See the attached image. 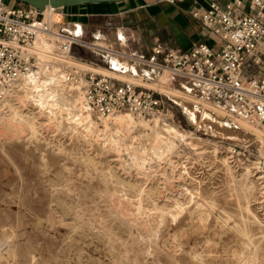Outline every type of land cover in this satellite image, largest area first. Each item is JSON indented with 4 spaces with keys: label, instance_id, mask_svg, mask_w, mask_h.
Instances as JSON below:
<instances>
[{
    "label": "rangeland",
    "instance_id": "rangeland-1",
    "mask_svg": "<svg viewBox=\"0 0 264 264\" xmlns=\"http://www.w3.org/2000/svg\"><path fill=\"white\" fill-rule=\"evenodd\" d=\"M9 1L19 5V2ZM61 17L53 15L51 21H59ZM50 26L54 32L61 27ZM63 28L71 31L68 25ZM75 28L72 33L78 31V27ZM78 35L82 43L73 46L69 54L62 50V41L56 35H48L51 52L61 60L40 61L33 55L38 70L41 62L49 65V70L54 67L62 71L66 77L77 76L76 84L81 86L83 94L90 75L109 76L149 88L163 100L161 112L151 119L132 116L136 121H147L150 126L156 122L163 135L171 137L177 150L166 148L157 154L143 127L131 132L133 139L114 141L121 135L104 130L103 118L90 110L92 124H75L70 118L78 109L70 106L69 98L73 93L68 88L71 83H67L65 100L57 98L59 105L54 108V115L47 111L45 115L40 114L37 133L25 130L15 134L16 137L0 138V238L4 230L13 233L12 248L16 244L18 252L14 261L0 259V264H33L28 255L31 245L34 264H237V259L252 248L242 235L245 229L257 249L253 264H264V172L258 164L263 159L260 155L264 151V124L250 121L260 130V135L245 130L239 122L243 116L224 104L205 99L193 83L167 73L141 79L143 68L136 60L140 53L126 31L94 28L90 32L82 30ZM150 51L146 50V55ZM128 55L134 57L130 58L132 61ZM112 56L123 59L119 67H114ZM69 59L96 71L87 72L78 67L79 70L76 65L65 62ZM121 68L130 72L121 73ZM101 69L113 75L104 74ZM28 107L39 111L30 103ZM167 126L189 139L182 140L173 132L169 134L165 131ZM134 150L139 155L137 162ZM246 164L250 169L248 175L245 174ZM111 169L118 173L117 179L109 178ZM141 186L146 188L147 198L141 202L145 208L142 214L137 210L139 191L135 190ZM112 198L115 202L124 201L122 206H116ZM154 204L164 208V212L154 210ZM123 213L128 215L123 216ZM223 225L226 228H222ZM7 245H2L3 253Z\"/></svg>",
    "mask_w": 264,
    "mask_h": 264
},
{
    "label": "built area",
    "instance_id": "built-area-1",
    "mask_svg": "<svg viewBox=\"0 0 264 264\" xmlns=\"http://www.w3.org/2000/svg\"><path fill=\"white\" fill-rule=\"evenodd\" d=\"M59 10L41 11L0 0V98L7 96L22 78L38 77L37 62L27 47L38 31H52L50 25L55 23L51 16L60 15ZM194 15L200 16L202 26L217 39L215 45L200 43L184 52L158 40L149 54L140 53L136 59L143 68L141 79L155 78L167 69L173 77L196 85L205 99L232 108L252 123H264L260 115V104L264 102V0H211ZM54 34L62 41L66 54L82 43L79 35L62 27ZM120 71L130 72L124 68ZM67 80L79 81L77 76ZM84 104L102 118L129 113L151 119L163 108V100L149 88L104 75L88 76ZM260 157L263 159L258 164L264 172V151Z\"/></svg>",
    "mask_w": 264,
    "mask_h": 264
},
{
    "label": "bare ground",
    "instance_id": "bare-ground-1",
    "mask_svg": "<svg viewBox=\"0 0 264 264\" xmlns=\"http://www.w3.org/2000/svg\"><path fill=\"white\" fill-rule=\"evenodd\" d=\"M48 9H50V7H48ZM55 18H57V17H55ZM54 20V19H53ZM76 27V26H75ZM74 26H70L69 25V28L71 29V31H73V32H75L76 31V29L77 28H75ZM53 36V35H55L54 34V32H45V31H38V33H37V35H36V37H35V39H34V43L32 44V47H30V46H28L27 47V51H28V53H29V55H36L37 56V58H38V60H43V59H51V60H54V61H60L61 60V58H59V57H57V56H55L52 52H51V48H52V46H51V43H50V41L48 40V38H47V36ZM128 58H129V60L131 61V59L130 58H132L133 56L132 55H128L127 56ZM65 59V58H64ZM40 61H38V62H40ZM50 61V60H49ZM122 61H123V59L120 57V56H112V62H113V64H114V67H119L121 64H122ZM44 62V61H43ZM65 62L69 65V64H74V65H76L77 66V68L79 67L81 70H83V71H96V69H94V68H91V67H89L88 65H86V64H81V63H77V62H75L74 60H72V59H69V60H65ZM126 62V61H125ZM50 64V63H49ZM53 64H55V62H53ZM54 66V65H53ZM75 66V67H76ZM50 66L49 65H46V63H41L40 62V64H39V70H38V77L37 78H35V79H32L31 77H24V78H22L21 80H19L18 82H16L15 84H13V86L11 87V89H10V91H9V93L7 94V96H5V97H3V98H0V138H9L10 136H12V135H15V134H19V133H21V132H23V131H25V130H29V131H31V132H36L35 130H36V128H38L37 126H39L40 125V121H39V117H40V114H42V112H48V113H52V115H54L53 114V110H54V108L57 106V105H59L58 104V99L57 98H62L63 100H65V95H64V93H65V91H66V89H67V87L68 86H65L67 83L68 84H70L71 83V86L70 87H68L69 89H70V92H72L73 94H72V97L71 98H69L70 100H71V102H70V106H72V108L74 107V108H77L78 109V111H77V113L76 114H72L73 116L70 118V119H72V121L73 122H75V124H79V123H83V122H87V123H90V124H92L93 122H92V116L93 115H91V112L85 107V105H84V94H83V92H82V88H81V86L80 85H78V84H76L75 82H69L68 80H67V77H66V75L65 74H63V72L62 71H60V70H58V69H56V68H54V67H52V70H49L50 68H49ZM58 67V66H57ZM78 68V69H79ZM79 69V70H80ZM102 70V69H101ZM102 72L104 73V74H107V75H110V76H112L113 75V72H110L109 70H106V69H104V70H102ZM163 73H167V74H169L170 75V77H171V74H170V72L166 69V70H164L163 71ZM67 84V85H68ZM76 84V85H75ZM68 90V89H67ZM192 90V89H191ZM67 92V91H66ZM173 92V91H172ZM68 94H70V93H68ZM173 94H175V95H179V93L178 92H174ZM187 94H188V92H187ZM68 101V100H67ZM29 103L32 105V106H35L36 107V109H39V111L38 112H35L33 109L31 110L29 107H28V105H29ZM60 103V102H59ZM63 103V102H62ZM64 105V104H63ZM58 107V106H57ZM260 115L262 116V117H264V102L263 101H261V104H260ZM34 108V107H33ZM69 110H71V109H69ZM75 110V109H74ZM57 111H58V109H57ZM45 112H44V115H45ZM73 112V111H72ZM55 113H57V112H55ZM58 114V113H57ZM47 115V114H46ZM241 116V115H240ZM49 117V116H48ZM56 117V116H55ZM67 117V116H66ZM46 118H47V116H46ZM51 118H52V116H51ZM51 118H50V120H51ZM57 118V117H56ZM61 118H62V116H61ZM73 118H75L74 120H73ZM42 119V118H41ZM46 120V119H45ZM53 120L55 121L56 119H54L53 118ZM49 120H47V122H48ZM101 121H102V123H103V129L104 130H108V131H115L116 133H119L121 136H119V138L118 139H115L114 141H123L124 142V139H126V138H131V139H133V138H135V136L133 135V134H131V132L135 129V128H138V127H143V128H145L144 130H146V137L150 140V142H151V145H152V149L154 150V151H158V153L157 154H159V150H161V149H172V148H174V150L176 149L175 147H174V142H173V140L171 139V137H168V136H165V135H163V133L159 130V126L156 124V122H155V125L154 126H150V124L147 122V121H145V120H143V119H141V120H139V121H136L135 120V118L132 116V114H129V113H126V114H115V115H112V116H110L109 118L107 117L106 119H101ZM50 122V121H49ZM56 122H58V121H56ZM60 122V121H59ZM239 122H240V124L242 125V128H244L245 130H247V131H254L256 134H259L260 135V130H257V129H255L254 128V126L250 123V121L249 120H247V119H245L244 117H242L241 119H239ZM87 123H86V125H87ZM257 124H264L263 122H261V121H257L256 122ZM48 124V123H47ZM50 124H52V123H50ZM53 124H54V122H53ZM90 124H89V126H90ZM44 125V124H43ZM83 125H85V124H83ZM60 126V125H59ZM69 126V125H68ZM72 126H74V125H72ZM79 126V125H78ZM92 126V125H91ZM65 127V126H64ZM75 127V126H74ZM74 127H73V129H74ZM88 127V126H87ZM168 127V126H167ZM46 128H47V126H46ZM45 128V129H46ZM81 128V127H80ZM91 128V127H90ZM93 128V127H92ZM260 128V127H259ZM258 128V129H259ZM161 129V128H160ZM262 129V128H261ZM91 130V129H90ZM224 130V129H223ZM28 131V132H29ZM78 131V130H77ZM98 131V130H97ZM165 131L166 132H168L169 134H171V132H173V134L175 133V135H178L180 138H182V140L184 139V140H186V139H189L188 137H185L184 135H181L180 133H178L175 129H173V128H171V127H168V128H165ZM47 132V131H46ZM79 132V131H78ZM82 132V131H81ZM94 132V131H93ZM92 131H91V133H93ZM37 133V132H36ZM50 133V132H49ZM83 134H84V131L82 132ZM91 133H90V135H91ZM101 133V132H100ZM99 132H98V134H100ZM104 133V132H103ZM186 133V132H185ZM248 133V132H247ZM29 134V133H28ZM74 134V133H73ZM86 134H88L87 132H86ZM95 134H96V132H95ZM118 134V135H119ZM180 134V135H179ZM252 134V133H251ZM38 135V134H37ZM45 135V134H44ZM48 135V134H47ZM77 135V134H76ZM36 136V135H35ZM83 136V135H82ZM84 136H86V135H84ZM103 136H104V134H103ZM113 136V135H112ZM15 137H16V135H15ZM40 137V136H39ZM47 137V136H46ZM76 137V136H75ZM80 137H81V135H80ZM87 137V136H86ZM91 137V136H90ZM96 137H98V135L96 136ZM116 137H117V135H116ZM140 137H142V136H139L138 138H140ZM175 137V136H174ZM189 137H190V135H189ZM193 137V136H192ZM20 138V137H19ZM28 138V137H27ZM92 138V137H91ZM95 138V137H94ZM108 138V137H107ZM32 139H33V137H32ZM35 139V138H34ZM57 139V138H56ZM76 139V138H75ZM81 139V138H80ZM86 140H87V138H85ZM112 139V138H111ZM22 140H23V138H22ZM88 140H89V138H88ZM108 140V139H107ZM109 140H110V138H109ZM175 140V139H174ZM5 141V140H4ZM12 141H14V140H12ZM16 141V140H15ZM38 141V140H37ZM82 141V140H81ZM94 141H95V139H94ZM111 141V140H110ZM112 141H113V139H112ZM134 141V140H133ZM58 142V141H57ZM86 142V141H85ZM149 142V143H150ZM182 142V141H181ZM49 143V142H48ZM92 143V142H91ZM95 143V142H94ZM100 143V142H99ZM102 143H104V142H102ZM108 143V142H107ZM133 143V142H132ZM47 144V143H46ZM80 144V143H79ZM93 144V143H92ZM113 144V143H112ZM114 144H116V143H114ZM124 144V143H123ZM183 144V143H182ZM81 145V144H80ZM134 145V144H133ZM150 145V144H149ZM150 145V146H151ZM192 145V144H191ZM82 146H84V145H82ZM86 146V145H85ZM118 147H119V144H118ZM121 147V146H120ZM176 147H179V146H176ZM27 148V147H26ZM75 148H76V146H75ZM117 148V147H116ZM129 148V147H128ZM128 148H127V151H128ZM132 148V147H131ZM91 149V148H90ZM97 149V148H96ZM100 149V148H99ZM145 149H146V147H145ZM26 150V149H25ZM85 150H86V148H85ZM131 150V149H130ZM136 150V149H135ZM134 150V154H133V156H134V160H135V162H137L138 161V158H139V155L136 153V151ZM168 150H166V151H168ZM173 150V151H174ZM177 150V149H176ZM76 151V150H75ZM113 151V150H112ZM165 151V154L167 153ZM91 152V151H90ZM130 152V151H129ZM128 152V153H129ZM169 152V151H168ZM219 151H217V150H215V153H218ZM164 153V152H163ZM170 153V152H169ZM177 153V152H176ZM87 154H89V153H87ZM156 154V153H155ZM174 154H175V152H174ZM173 154V155H174ZM44 155V154H43ZM95 155V154H94ZM163 155V154H162ZM172 155V156H173ZM225 155V154H224ZM164 156V155H163ZM220 156V155H219ZM232 156V155H231ZM236 156V155H235ZM130 157V156H129ZM132 157V156H131ZM233 157V156H232ZM89 158V157H88ZM106 158V157H105ZM133 158V157H132ZM92 159H94V158H92ZM171 159V158H170ZM87 160V159H86ZM98 160V159H97ZM144 160V159H143ZM225 160V159H224ZM236 160V159H235ZM234 160V161H235ZM84 161V160H83ZM91 161V160H90ZM145 162H146V160H145ZM144 161H143V164L145 163ZM229 162V161H228ZM75 163V162H74ZM77 163V162H76ZM101 163V162H100ZM112 163V162H111ZM133 163V162H132ZM232 163V162H231ZM243 162H241V165L243 166V164H242ZM95 164V163H94ZM96 164H97V162H96ZM112 165V164H111ZM134 165V164H133ZM137 165V164H136ZM141 165V164H140ZM250 165V164H249ZM89 166H90V164H89ZM241 166V167H242ZM253 166V165H252ZM254 166H255V164H254ZM115 167V166H114ZM143 167L144 166H142V169H143ZM245 168V174L246 175H248L249 173H250V169L247 167V164H246V167H244ZM43 169V168H42ZM65 170H67V169H65ZM252 170V169H251ZM89 171V170H88ZM96 171V170H95ZM107 173V172H106ZM108 173H109V178L111 179V180H113V179H117L116 177H118V176H116L118 173L117 172H114V171H112V169L111 170H109L108 171ZM116 173V174H115ZM238 173H239V171H238ZM46 175V174H45ZM238 175V174H237ZM243 176V175H242ZM247 177V176H246ZM256 177V176H255ZM241 178V177H240ZM245 179V178H244ZM92 180V179H91ZM120 180H122V179H120ZM119 180V182H121ZM165 180V179H164ZM239 180V179H238ZM116 181V180H115ZM123 181V180H122ZM107 182V181H106ZM105 182V183H106ZM118 182V181H117ZM245 182V181H244ZM114 184V183H113ZM127 184V183H126ZM125 184V185H126ZM151 184V183H150ZM69 185H70V183H69ZM122 185H123V183H122ZM133 185V184H132ZM153 185V184H152ZM263 185V184H262ZM113 186V185H112ZM128 186V185H127ZM151 186V185H150ZM114 187V186H113ZM123 187V186H122ZM125 187V186H124ZM159 187V186H158ZM260 187H261V185H260ZM130 188V187H129ZM176 188V187H175ZM134 189V188H133ZM149 189H150V187H149ZM174 189V188H173ZM172 189V190H173ZM244 189H246V188H244ZM260 189H262V188H260ZM135 190H138L139 191V194H137V198H138V201H139V207H137L138 209V212L140 213V214H142V213H144L143 211H144V206L141 204V202H142V200H143V198H146V188L145 187H142L141 186V188H135ZM151 190H152V188H151ZM156 190V189H155ZM176 190V189H175ZM243 190V189H242ZM34 191V190H33ZM86 191H87V189H86ZM130 191V190H129ZM150 191V190H149ZM35 192V191H34ZM63 192V191H62ZM135 192V191H134ZM154 192V191H153ZM172 192V191H171ZM175 192V191H174ZM261 192H263V191H261ZM17 193V192H16ZM158 194L159 193H157V196H158ZM179 194V193H178ZM9 195V194H8ZM59 195H60V193H59ZM165 195V194H164ZM244 195H245V193H244ZM247 195V194H246ZM245 195V196H246ZM56 196V195H55ZM115 196V195H114ZM147 196H149V194L147 195ZM153 196H155L154 194H153ZM162 196V194L160 195V197ZM176 196H177V194H176ZM63 197H64V195H63ZM159 197V196H158ZM165 197V196H164ZM35 198V197H34ZM56 198V197H55ZM118 198L119 197H117V200H118ZM150 198H151V196H150ZM154 198V197H153ZM162 198V197H161ZM160 198V199H161ZM181 198V197H180ZM246 198V197H245ZM26 199V198H25ZM113 199V201L115 202V198H112ZM147 199V198H146ZM30 200V199H29ZM59 201H60V199H58ZM123 200V199H122ZM136 200V199H135ZM145 200V199H144ZM179 201H180V199H178ZM246 200V199H245ZM66 201V200H65ZM69 201V200H68ZM112 201V200H111ZM147 201H149V199L147 200ZM146 201V202H147ZM176 201V200H175ZM186 201V200H185ZM57 202V201H56ZM122 202H124V201H116L115 203H116V206H119V207H121L122 206ZM136 202H137V200H136ZM39 203V202H38ZM160 203V202H159ZM177 203V202H176ZM180 203V202H179ZM192 203V202H191ZM9 204V203H8ZM21 204H23V203H21ZM21 204H19V205H21ZM27 204V203H26ZM41 204V203H40ZM64 204L65 203H63V206H64ZM74 204V203H73ZM126 204V203H125ZM69 205V204H68ZM112 205H114L113 203H112ZM136 205V204H135ZM181 205V204H180ZM190 205V204H189ZM199 205V204H198ZM248 205V204H247ZM25 206V205H24ZM71 206V205H70ZM116 206H114V207H116ZM126 206V205H125ZM20 207V206H19ZM62 207V206H61ZM64 207H66V206H64ZM154 208V210H157V211H159V212H164V208H160V207H158L156 204H154V206H153ZM73 208V207H72ZM71 208V209H72ZM77 208V207H76ZM200 208V207H199ZM214 208V207H213ZM246 208V207H245ZM9 209V208H8ZM53 209V207L51 208V210ZM62 209V208H61ZM78 209V208H77ZM118 209V208H117ZM204 209V208H203ZM202 209V210H203ZM63 210H64V208H63ZM67 210V209H66ZM121 210V209H120ZM134 210V209H133ZM247 210V209H246ZM54 211H55V209H54ZM117 211V210H116ZM115 211V212H116ZM121 211H123V209L121 210ZM126 211V210H125ZM135 211V210H134ZM66 212H68L69 213V210L68 211H66ZM74 212V211H73ZM77 212V211H76ZM114 212V211H113ZM114 212V213H115ZM124 212V211H123ZM127 212V211H126ZM129 212V211H128ZM127 212V213H128ZM122 213V212H121ZM125 213V212H124ZM122 214L123 216H126V215H128L127 213L126 214ZM130 213H131V211H130ZM153 213V212H152ZM198 213V212H197ZM19 214V213H18ZM56 214V213H55ZM74 214H75V212H74ZM80 214V213H79ZM115 214H120V213H115ZM196 214V213H195ZM203 214V213H202ZM206 214V213H205ZM38 215V214H37ZM64 215H65V213H64ZM71 215V214H70ZM76 215V214H75ZM156 215V214H155ZM199 215V214H198ZM204 215V214H203ZM21 216V215H20ZM79 216V215H78ZM116 216H118V215H116ZM115 216V217H116ZM129 216H130V214H129ZM129 216H127V217H129ZM194 216V215H193ZM18 217V216H17ZM77 217V216H76ZM121 217V216H120ZM135 217V216H134ZM134 217H132V219L134 218ZM139 217V216H138ZM143 217V216H142ZM149 217V216H148ZM151 217H153V219H154V216H151ZM157 217V216H156ZM150 218V217H149ZM152 219V220H153ZM157 219V218H156ZM201 219V218H200ZM200 219H199V222H200ZM18 220V219H17ZM125 220H127V219H125ZM147 220V219H146ZM207 220V219H206ZM231 220V219H230ZM19 221V220H18ZM17 221V222H18ZM37 221L39 222V220L37 219ZM118 221V220H117ZM190 221V220H189ZM198 221V220H197ZM216 221H218V220H216ZM16 222V223H17ZM23 222V221H22ZM125 222V221H124ZM136 222V221H135ZM19 223H20V221H19ZM126 223H128V222H126ZM144 223V222H143ZM152 223V222H151ZM201 223V222H200ZM199 223V224H200ZM228 223V222H227ZM21 224V223H20ZM131 224H132V222H131ZM141 223H139V225H140ZM156 224V223H155ZM202 224V223H201ZM200 224V225H201ZM129 225H130V223H129ZM137 225V224H136ZM146 225V224H145ZM227 225V224H226ZM6 226V225H5ZM18 226V225H17ZM22 226V225H21ZM35 226V225H34ZM142 226V225H141ZM217 226V225H216ZM10 228H11V225L9 226ZM24 227V226H23ZM38 227V226H37ZM126 227H128L127 225H126ZM130 227V226H129ZM140 227V226H139ZM146 227V226H145ZM148 227H149V225H148ZM221 227V226H220ZM22 228V227H21ZM158 228V227H157ZM222 228H226V227H224V225H223V227ZM9 229V228H8ZM136 229V228H135ZM152 229V228H151ZM150 229V230H151ZM24 230V229H23ZM144 230V229H143ZM149 230V229H148ZM153 230V229H152ZM221 230V229H220ZM5 231V230H4ZM3 231V235H2V237L0 238V259H5V260H7V262L9 261V259H11L12 261H14L15 260V258H16V256H17V254H18V252L15 250V246H16V244H15V246H13L14 247V249L12 248V245H13V243H12V241L11 240H13L14 239V235H13V233H7V232H4ZM13 231V230H12ZM15 231V230H14ZM141 231V230H140ZM147 232V231H146ZM17 235V234H16ZM153 235V234H152ZM242 235L245 237V239H246V241L248 242V245L250 246H252V248L250 249V251H246L247 253L243 256V254H242V257H240V258H238L237 259V264H253L255 261H256V259H257V249H256V245H255V242H254V240L252 239V237H251V235H250V233L248 232V230H244V231H242ZM24 236V235H23ZM148 236V235H147ZM150 236H151V234H150ZM27 238V237H26ZM148 238V237H147ZM151 238V237H150ZM157 238V237H156ZM176 238V237H175ZM24 239V238H23ZM146 240V239H145ZM148 240V239H147ZM146 240V241H147ZM14 241H15V239H14ZM22 241V240H21ZM144 241V240H143ZM18 242V241H17ZM151 242V241H150ZM153 242V241H152ZM179 242V241H178ZM22 243V242H21ZM29 243V242H28ZM3 244H8L7 245V248L5 249L6 250V252L5 253H3L4 252V250L2 251L1 249V247H2V245ZM31 244V243H30ZM30 244H29V246H30ZM32 246V245H31ZM31 246L28 248V255H29V257H30V262L31 263H33L34 264V256H33V249L31 248ZM243 246V245H242ZM248 246V247H249ZM247 247V248H248ZM173 248H174V246H173ZM241 248H243V247H241ZM26 249V248H25ZM183 249V248H182ZM174 250V249H173ZM243 250H245V249H243ZM25 251V250H24ZM241 251V250H240ZM196 252H197V250H196ZM37 253V252H36ZM129 253V252H128ZM193 253H194V251H193ZM242 253H243V251H242ZM35 254V253H34ZM133 254V253H132ZM232 254V253H231ZM234 254V253H233ZM235 254H236V252H235ZM238 254V253H237ZM27 255V256H28ZM129 255V254H128ZM136 255V254H135ZM196 255H198V253H196ZM206 255V254H205ZM240 255V254H239ZM239 255H236V256H238L239 257ZM19 256H20V253H19ZM18 256V257H19ZM17 257V258H18ZM21 257V256H20ZM196 256H194V258H195ZM205 257V256H204ZM24 258V257H23ZM37 258V257H36ZM41 258V257H40ZM233 258V257H232ZM27 259V258H26ZM129 259V258H128ZM192 259H193V257H192ZM194 260V259H193ZM196 260V259H195ZM194 260V261H195ZM260 260H261V258H260ZM19 261V260H18ZM27 261H29V260H27ZM234 261V260H233ZM2 262V261H1ZM16 262H17V260H16ZM4 263V262H3ZM18 263H21L20 261L18 262ZM7 264V263H6ZM15 264V263H14ZM30 264V263H29ZM199 264H201V263H199ZM231 264H234V263H231Z\"/></svg>",
    "mask_w": 264,
    "mask_h": 264
},
{
    "label": "crops",
    "instance_id": "crops-1",
    "mask_svg": "<svg viewBox=\"0 0 264 264\" xmlns=\"http://www.w3.org/2000/svg\"><path fill=\"white\" fill-rule=\"evenodd\" d=\"M211 0H175L174 3H155L154 0H128L111 3L87 4L60 9L59 21L63 25L82 30L118 29L126 31L139 53L151 50L158 40L188 52L200 43L214 46L217 39L205 29L200 16ZM226 1V0H220Z\"/></svg>",
    "mask_w": 264,
    "mask_h": 264
},
{
    "label": "water",
    "instance_id": "water-1",
    "mask_svg": "<svg viewBox=\"0 0 264 264\" xmlns=\"http://www.w3.org/2000/svg\"><path fill=\"white\" fill-rule=\"evenodd\" d=\"M19 3L26 4L38 10H45L46 8H69L82 6L87 4H97V3H111V2H120L128 0H12Z\"/></svg>",
    "mask_w": 264,
    "mask_h": 264
}]
</instances>
